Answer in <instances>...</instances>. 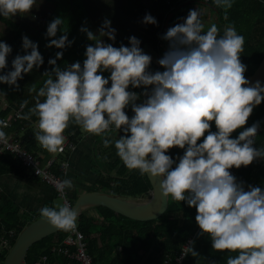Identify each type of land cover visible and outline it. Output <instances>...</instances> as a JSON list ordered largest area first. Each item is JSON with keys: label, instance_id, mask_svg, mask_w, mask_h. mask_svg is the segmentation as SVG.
<instances>
[{"label": "clouds", "instance_id": "obj_1", "mask_svg": "<svg viewBox=\"0 0 264 264\" xmlns=\"http://www.w3.org/2000/svg\"><path fill=\"white\" fill-rule=\"evenodd\" d=\"M34 4L35 0H0V16L30 13ZM214 4L225 9L227 19L232 0H214ZM201 15L199 9L189 10L183 23L167 29L161 38L169 47L157 61L164 70L155 72L149 70L152 57L143 52L137 37L128 38L130 46L120 47L100 39L107 36L115 41L116 29L110 20H104L98 35L81 27L80 31L95 42L86 46L83 64L77 61L61 69L57 59L63 52H57L48 61L54 67L43 73L48 78L39 89L34 107L19 118L38 117L35 139L52 154L63 152V133L70 121L85 133L104 136L105 147L112 143L105 134L113 129L117 136L122 132L114 146L126 168L138 169L149 179L161 178L159 189L167 200L171 197L195 207L201 230L197 235L207 234L217 252L237 253L229 255L226 264H264V190L248 185L246 191L244 182H238L229 171L264 158V147L253 146L259 122L244 128L253 109L264 100V85L260 81L250 84L244 76L246 65L240 60L244 36L230 25L222 34L216 24L205 31ZM143 22L157 23L150 14ZM62 25L63 18H54L45 35L56 37ZM63 33L46 47L71 46L74 41L68 40L67 31ZM22 48L26 54L15 56L12 70L0 74V83L18 88L24 74L44 63L38 44L26 35ZM11 52V46L0 41V70L7 67ZM104 72L110 75L105 77ZM129 86L143 87L144 91H130ZM141 96L146 98L137 103ZM27 103L25 100L21 108ZM128 107L134 113L131 117L125 111ZM212 122L216 131H211ZM0 126L6 128L7 121L0 120ZM238 128L244 130L230 138ZM0 142L7 143L3 130ZM174 147L184 149L176 160L166 154ZM56 188L63 193L73 188V182L64 179ZM39 214L56 230H77L79 210L67 201L41 207ZM189 248L192 256L198 255Z\"/></svg>", "mask_w": 264, "mask_h": 264}, {"label": "trees", "instance_id": "obj_2", "mask_svg": "<svg viewBox=\"0 0 264 264\" xmlns=\"http://www.w3.org/2000/svg\"><path fill=\"white\" fill-rule=\"evenodd\" d=\"M116 1L113 2L116 5L113 6V10L106 12L103 10V6L97 5L98 1L96 0H71L77 21L64 31H67L68 40L74 42L64 49H58L55 46L53 49L38 46L44 63L39 68L34 67L30 73L24 74L23 79L18 80V85L31 87L33 82L36 81L35 86L41 88L48 78L43 73L51 71L54 67L49 65L48 61L54 59L57 52H63L62 58L57 59V65L61 69L77 61L83 64V60L86 59L84 55L86 46L89 44L94 46L95 42L90 41L86 33L80 31L81 27H87L98 35V29L106 19L110 20L112 28L116 29V38L115 41H112L107 36L100 37L105 43H112L114 47H120L121 44L130 46L128 38L135 36L141 41L140 47L142 50L145 45H150L160 53L161 58L169 47L166 46L168 41L161 38L166 33L164 24L168 20L167 29L174 26L173 20L176 9L188 0H121L117 3ZM192 1L206 4L213 10L215 15L212 24L217 25L221 34L224 27L230 25L235 27L238 34L244 36L245 43L243 51L240 53V60L246 65L244 76L253 73L264 57V0H232V7L227 9V19L224 18L225 9L217 8L214 0ZM108 4L106 0L104 3L106 10ZM180 10L181 8L177 13ZM171 13L174 14L170 16ZM146 14L153 16L157 23H144L143 18ZM100 15L105 18L102 19ZM0 21L12 26L11 28L9 25V33L5 35L7 37L4 42L11 46L12 52L6 58L7 67L0 70V74H3L12 70L11 62L17 54H26L22 48V37L26 35L33 41L34 35L22 27L23 20L18 22L10 17L0 16ZM40 25H42L41 22H39L38 27ZM62 34H64L63 31L60 32L59 36ZM28 51L30 52V49ZM149 70L155 72L164 69L152 60ZM103 75L107 77L110 73L104 72ZM262 85H264V82ZM10 87L7 84L0 83V89L8 94L10 101L6 107L0 109V120L1 117L8 116L14 108L25 100L28 103L25 106L24 115L29 114V109L34 107L36 103L35 99L31 97L30 88H22L13 93ZM134 90L137 93L144 91L143 87L134 88ZM144 98L146 97L141 96L139 100L142 101ZM125 111L129 117L134 115L131 107H128ZM263 113L264 100L253 109L244 128L258 121ZM37 119L38 117L33 114L30 119L13 121L11 127V130H15L22 135L24 145L33 152L40 150V145L35 139L36 130L31 125V120ZM23 127L25 130H23ZM244 128L235 130L230 138H236ZM211 131H216L214 122H212ZM64 132L71 134L77 143L84 135L82 129L71 121ZM105 135L112 143L108 147L103 144L102 159L96 155V151L98 144L103 142L105 137L93 135L95 138L93 144L95 155L92 164L97 167V177L94 186L89 190H105L123 197L145 194L151 188L148 176H141L138 169L128 170L116 155L114 142L123 133L120 132L117 136L115 129H113L111 133ZM202 140L203 138L198 143ZM253 146L258 149L264 147V130L259 133ZM183 153L184 149L174 147L169 149L166 154L176 160ZM106 167H108V170H106ZM173 167H175V164ZM236 171L237 175L244 176L248 183L264 190V158H256L247 167L242 165L239 169L236 168ZM7 173L24 177L29 176L24 165L9 151L0 153V175ZM237 175H235L236 178ZM68 193L73 205L80 191L74 189L70 192V189H68ZM196 215L195 207H189L186 202L175 201L171 197L167 210L161 216L145 221L135 220L99 204L85 209L79 215L77 227L84 233L88 241V251L93 256V264H164V260L168 256L174 261L175 256L180 253L183 245L190 239L189 246L194 248L198 255L192 256L191 250L188 248L182 264H212L213 261H215V264H226L228 256H235L237 253L213 250L211 239L207 234L197 235L201 230L196 223ZM38 217H40L39 210L25 212L16 200L7 193L0 192V243L4 237H10L11 244H13L19 231L27 223ZM11 231H14L12 236ZM67 233L58 230L35 242L28 249L25 261L33 262L43 255H48L52 262L58 264H80L79 261L70 258L68 255L54 250V247L62 243L63 236ZM117 246H120V250L115 254H111ZM8 250V247L0 248V264H3Z\"/></svg>", "mask_w": 264, "mask_h": 264}, {"label": "built area", "instance_id": "obj_3", "mask_svg": "<svg viewBox=\"0 0 264 264\" xmlns=\"http://www.w3.org/2000/svg\"><path fill=\"white\" fill-rule=\"evenodd\" d=\"M166 46H169L167 43ZM111 82H109L108 87H110ZM150 89V86H149ZM130 91H135L134 88L129 86ZM145 99V98H144ZM143 101V100H142ZM141 101V102H142ZM23 104V103H22ZM14 108L8 116L1 117V120H5L8 123L6 128H2L0 126V130H3L7 136V143L0 142V153L5 151L11 152L15 158H17L24 167L39 177L43 182L52 185L57 194L64 199V202L67 201L71 206L72 203L69 199L68 189H65L63 193L58 192L56 188V184L64 179H67V175L69 173L70 160L67 156V152H72L77 149L78 143L72 138L71 134L66 132L63 133L65 136L64 150L63 152H58L56 154L52 153H44L43 150H39L37 152L30 151L25 145L24 140L21 134L16 132L15 130H11L13 126V121L21 119L19 116L24 115L25 106L21 108V105ZM19 114V115H18ZM255 122H259V129L255 140L259 136V133L264 130V113L262 117ZM253 122V123H255ZM252 123V124H253ZM251 124V125H252ZM31 125L33 128L38 131V119L31 120ZM250 125V126H251ZM249 126V127H250ZM23 130L25 128L23 127ZM232 175H237L236 168L233 167L229 169ZM237 181H243L245 190H248V185H253L246 181V178L241 175H237ZM254 186V185H253ZM263 190V189H262ZM11 236L14 234V231L10 232ZM191 239L186 242L180 253L175 256L174 261L171 257H167L164 260V264H182L186 253L188 251ZM2 248H10L11 247V239L10 237H4L0 243ZM54 250L58 252L64 253L68 255L70 258L75 259L80 262V264H93V256L88 251V241L82 231H80L77 227L76 232H68L63 236V241L59 246L54 247ZM24 264H58L57 262H52L48 255H43L40 259L33 262H26Z\"/></svg>", "mask_w": 264, "mask_h": 264}, {"label": "rangeland", "instance_id": "obj_4", "mask_svg": "<svg viewBox=\"0 0 264 264\" xmlns=\"http://www.w3.org/2000/svg\"><path fill=\"white\" fill-rule=\"evenodd\" d=\"M180 10V16H178L179 23H183L184 18L187 17L189 10L192 9H199L202 13L200 19L202 23L205 24H212V17L215 15L213 10L210 9V7L206 4H202L199 2H195L192 0H188L185 3L181 4L177 10ZM184 12V13H183ZM57 17L63 18V25L61 26V30H58L56 37H47L45 35L47 31L48 24ZM11 19L17 20L18 22L23 20L22 27L24 29H27L28 32L34 35L33 42L37 43L38 46H42L47 49H53L52 47H46V45L49 43V41L53 38H57L60 31H63L67 29L69 26L73 25L77 21V16L74 12V8L72 6L71 0H35V4L33 5V8L31 9L30 13H24V14H16L15 16L11 17ZM214 18V17H213ZM39 22H41L42 25H39ZM10 25V24H9ZM7 23H4L0 21V41H5L6 34L9 33V26ZM210 27V26H209ZM12 28V26H11ZM207 30V26L205 25V31ZM168 43V42H166ZM167 45V44H166ZM152 52V51H151ZM154 52V51H153ZM156 57H159L158 53L155 52ZM42 78V77H41ZM35 82H33V85L31 87L19 84V87L16 88L15 86H11L10 88L13 90V93H16V90H21L22 88H30L29 92L31 93V97L35 99L36 102L39 87H36ZM43 97H40V100L43 101ZM8 94L6 92H2L0 89V109L7 106L9 103ZM137 103H141L140 100L137 101ZM85 141L82 142L83 145L80 149V154L86 161H79V163L83 166H87V170L82 169L83 171H80L79 178L84 181L85 183H91L94 178L97 176V167L96 165H93V156L95 155V148H94V136L92 134H88L84 132V135L82 137ZM78 149V146H77ZM76 149V150H77ZM102 149H103V142L99 143L97 146L96 155L102 159ZM74 150V151H76ZM91 170H90V169ZM93 169V171H92ZM76 170V168H75ZM106 170H108V167H106ZM77 170V172H79ZM73 189L78 190L76 186L73 187ZM79 191V190H78ZM64 203V199L61 196H56L54 199V204L56 205H62Z\"/></svg>", "mask_w": 264, "mask_h": 264}, {"label": "water", "instance_id": "obj_5", "mask_svg": "<svg viewBox=\"0 0 264 264\" xmlns=\"http://www.w3.org/2000/svg\"><path fill=\"white\" fill-rule=\"evenodd\" d=\"M167 23L168 20L164 24L165 32ZM245 77L250 84H255L256 81L261 84L264 82V57L256 70ZM160 179L150 178L151 188L145 194L134 197H123L105 190H84L80 192L72 207L79 210L80 215L85 209L102 204L135 220L155 219L167 210L170 203V197L167 200L160 192ZM56 231L58 230L42 221L41 217L27 223L9 248L3 264H24L30 246Z\"/></svg>", "mask_w": 264, "mask_h": 264}, {"label": "crops", "instance_id": "obj_6", "mask_svg": "<svg viewBox=\"0 0 264 264\" xmlns=\"http://www.w3.org/2000/svg\"><path fill=\"white\" fill-rule=\"evenodd\" d=\"M98 1L97 5L103 6V10L106 12H110L113 10V6H116L113 2L114 0H107L108 1V6L107 10L105 9V1L106 0H96ZM116 1V0H115ZM121 0L116 1L120 2ZM178 9V8H177ZM176 9V15L174 17L173 23L177 24L179 23L178 21V16H180V11L177 13ZM184 13V12H183ZM174 13H171L173 15ZM100 17L103 19L105 18L103 15H100ZM214 17V16H213ZM213 17L211 20H213ZM169 19V18H168ZM207 28L211 26L210 24H205ZM112 27V26H111ZM62 32V31H60ZM59 32V34H60ZM59 36V35H58ZM152 51V52H151ZM154 51V52H153ZM143 52L145 54H148L152 57V60L157 62L160 59V53L153 49L150 45H145ZM155 52L158 53L159 57H156ZM158 63V62H157ZM95 140V138H94ZM84 139H81L78 143V149L76 151L72 152H67V156L70 160V170L67 175V179H71L73 182V187L76 186L79 188L78 190L84 191V190H89L91 187L94 186L96 177L91 183H85L82 181L79 177L80 171H83L82 169L87 170V166H83L79 163V161H86L83 159L81 156L80 149L83 145L82 142H84ZM40 150H43V152L47 153L48 151L43 149L40 146ZM49 153V152H48ZM76 168V170H75ZM90 169V168H89ZM77 170L79 172H77ZM91 170V169H90ZM93 171V169H92ZM94 172V171H93ZM27 173L29 176H20V175H15L13 173H7V174H1L0 175V192H5L7 193L10 197H12L16 202L19 203L21 206L22 210L25 212H31L32 210H39L41 207L44 206H49V207H54V199L56 196H58L55 188L48 184L43 182L39 177L35 176L31 172L27 170ZM32 174V175H31ZM74 189L71 188L70 192H72ZM120 250V246H117L111 254H115ZM111 258V257H110ZM109 259V258H108Z\"/></svg>", "mask_w": 264, "mask_h": 264}, {"label": "flooded vegetation", "instance_id": "obj_7", "mask_svg": "<svg viewBox=\"0 0 264 264\" xmlns=\"http://www.w3.org/2000/svg\"><path fill=\"white\" fill-rule=\"evenodd\" d=\"M0 248L2 249L1 245H0Z\"/></svg>", "mask_w": 264, "mask_h": 264}]
</instances>
